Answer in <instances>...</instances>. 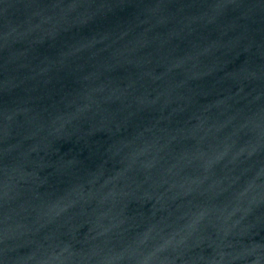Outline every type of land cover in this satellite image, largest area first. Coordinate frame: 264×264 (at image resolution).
Here are the masks:
<instances>
[{
	"label": "water",
	"instance_id": "1",
	"mask_svg": "<svg viewBox=\"0 0 264 264\" xmlns=\"http://www.w3.org/2000/svg\"><path fill=\"white\" fill-rule=\"evenodd\" d=\"M0 264H264V0H0Z\"/></svg>",
	"mask_w": 264,
	"mask_h": 264
}]
</instances>
